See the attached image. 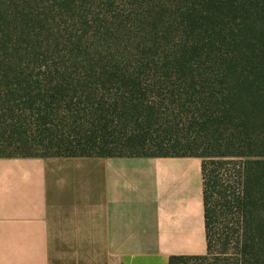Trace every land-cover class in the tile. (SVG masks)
Instances as JSON below:
<instances>
[{"label": "trees", "instance_id": "1", "mask_svg": "<svg viewBox=\"0 0 264 264\" xmlns=\"http://www.w3.org/2000/svg\"><path fill=\"white\" fill-rule=\"evenodd\" d=\"M201 159L204 256L264 264V0H0V158Z\"/></svg>", "mask_w": 264, "mask_h": 264}, {"label": "crops", "instance_id": "2", "mask_svg": "<svg viewBox=\"0 0 264 264\" xmlns=\"http://www.w3.org/2000/svg\"><path fill=\"white\" fill-rule=\"evenodd\" d=\"M201 159L0 158V264L204 256Z\"/></svg>", "mask_w": 264, "mask_h": 264}]
</instances>
